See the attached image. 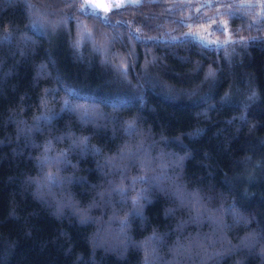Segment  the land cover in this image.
<instances>
[{
	"label": "trees",
	"instance_id": "obj_1",
	"mask_svg": "<svg viewBox=\"0 0 264 264\" xmlns=\"http://www.w3.org/2000/svg\"><path fill=\"white\" fill-rule=\"evenodd\" d=\"M81 4L0 0V264H264V0Z\"/></svg>",
	"mask_w": 264,
	"mask_h": 264
},
{
	"label": "snow or ice",
	"instance_id": "obj_2",
	"mask_svg": "<svg viewBox=\"0 0 264 264\" xmlns=\"http://www.w3.org/2000/svg\"><path fill=\"white\" fill-rule=\"evenodd\" d=\"M120 5H117V7H119ZM80 12L86 16H97L96 10L94 7H91L88 4H81L80 6ZM68 19V17H65L62 21L57 22V26H59L60 24L66 22ZM106 19V18H105ZM81 37L83 40H89L91 39V33L87 32L86 30L84 32L81 33ZM232 42L231 40L226 41V43H230ZM210 75H213V73H210ZM255 96V93H253V97ZM71 107V105H69V108ZM58 114H51L48 117H46V119L52 120L55 119V116ZM129 131H134V125H129ZM87 138H83L81 141H79L80 144L84 145V150L87 151V144H86ZM75 143V142H74ZM95 151H99V150H95ZM61 155L63 156L64 154L61 153ZM44 163H46V161H42L41 164L43 165ZM46 180L49 181L50 184L55 185L58 182V178L55 177L54 173L49 172L47 174V176L45 177ZM136 182H141V183H148V177L145 176H140L136 178ZM155 186V185H153ZM152 187V186H150ZM119 194L122 197H126L127 193L125 191V189L121 188L118 190ZM148 192V189H141L135 199H133L132 203L134 205V211H133V215H139V209L141 207L140 205V201L144 200L146 203L150 202L146 200V193ZM181 201L183 202V197H180Z\"/></svg>",
	"mask_w": 264,
	"mask_h": 264
},
{
	"label": "rangeland",
	"instance_id": "obj_3",
	"mask_svg": "<svg viewBox=\"0 0 264 264\" xmlns=\"http://www.w3.org/2000/svg\"><path fill=\"white\" fill-rule=\"evenodd\" d=\"M128 1L133 2L138 0H83V4H88L91 7H94L95 10H99L103 12V11H110L111 9L116 8L117 5H122ZM205 35H206V39L210 37H214L212 31L208 29L205 31ZM213 42H216V40L214 39Z\"/></svg>",
	"mask_w": 264,
	"mask_h": 264
}]
</instances>
